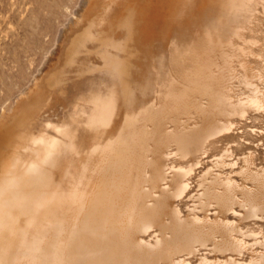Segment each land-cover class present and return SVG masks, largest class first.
<instances>
[{
  "label": "bare ground",
  "instance_id": "bare-ground-1",
  "mask_svg": "<svg viewBox=\"0 0 264 264\" xmlns=\"http://www.w3.org/2000/svg\"><path fill=\"white\" fill-rule=\"evenodd\" d=\"M84 10L4 116L0 264H264V0Z\"/></svg>",
  "mask_w": 264,
  "mask_h": 264
},
{
  "label": "rangeland",
  "instance_id": "rangeland-1",
  "mask_svg": "<svg viewBox=\"0 0 264 264\" xmlns=\"http://www.w3.org/2000/svg\"><path fill=\"white\" fill-rule=\"evenodd\" d=\"M88 1L0 0L1 130H7V128L1 127L6 119H9L8 122L11 123L7 124L8 122H6L5 127L18 120L14 114L24 112L23 101L25 99L27 101L33 95L32 92L35 93L38 90L39 85L43 83L42 80L46 79L50 70H53L49 65L60 61L63 51L66 52L67 47L64 49V45L70 42L72 31L78 27V24H81V15H83ZM68 29H72V31L68 32ZM61 40L67 42L61 44ZM59 50L62 53L57 52ZM48 69L50 70L48 71ZM45 71L48 72L43 75ZM37 80L42 83L40 84ZM18 102H20V106H18Z\"/></svg>",
  "mask_w": 264,
  "mask_h": 264
}]
</instances>
